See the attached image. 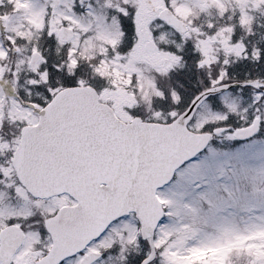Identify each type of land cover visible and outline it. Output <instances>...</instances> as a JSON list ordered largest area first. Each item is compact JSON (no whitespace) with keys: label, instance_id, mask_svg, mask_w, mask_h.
<instances>
[{"label":"snow or ice","instance_id":"snow-or-ice-1","mask_svg":"<svg viewBox=\"0 0 264 264\" xmlns=\"http://www.w3.org/2000/svg\"><path fill=\"white\" fill-rule=\"evenodd\" d=\"M7 3L0 264H264V0Z\"/></svg>","mask_w":264,"mask_h":264},{"label":"rangeland","instance_id":"rangeland-1","mask_svg":"<svg viewBox=\"0 0 264 264\" xmlns=\"http://www.w3.org/2000/svg\"><path fill=\"white\" fill-rule=\"evenodd\" d=\"M209 17L205 16L203 20L198 21L199 23H205L206 20ZM212 19H216L215 14L213 13L210 17ZM224 22H227V19H225ZM264 29H261L260 31H263ZM240 180L245 181L248 185L252 184L251 177L248 172H242L240 176ZM245 185L242 184L240 191L241 193L244 190ZM236 208L238 213H242L244 209V203L242 200L236 201ZM245 222V217L241 214H238L236 217H234V223L239 226V228L243 229ZM246 247V251H253V254L260 253L262 249H264V231H257L253 232L247 236H241L238 238H234L232 242L228 245L229 248H234L239 250L243 246ZM226 252V248L223 247H217L214 249H211L206 252H202L196 256H193L191 259H183L179 257H174V259L177 261V264H192L193 261L198 260V262H202L203 264H221L222 258ZM240 257H235L233 259V264L239 263ZM242 259V258H241ZM242 261V260H240Z\"/></svg>","mask_w":264,"mask_h":264},{"label":"flooded vegetation","instance_id":"flooded-vegetation-1","mask_svg":"<svg viewBox=\"0 0 264 264\" xmlns=\"http://www.w3.org/2000/svg\"><path fill=\"white\" fill-rule=\"evenodd\" d=\"M33 3L39 6L43 3V0H33ZM4 7L0 8V15L7 14V19L10 23L14 24L15 27L19 28L23 25L24 21L28 19V9L22 8L20 5H17L14 10L11 6L8 5L7 0H4ZM0 42H2V29H0ZM41 46L47 49V52H55L54 47H50L45 40L40 41ZM255 75V74H254Z\"/></svg>","mask_w":264,"mask_h":264},{"label":"trees","instance_id":"trees-1","mask_svg":"<svg viewBox=\"0 0 264 264\" xmlns=\"http://www.w3.org/2000/svg\"><path fill=\"white\" fill-rule=\"evenodd\" d=\"M261 20H264V19H261ZM239 264V263H238Z\"/></svg>","mask_w":264,"mask_h":264}]
</instances>
